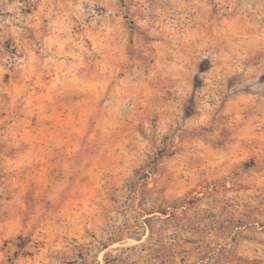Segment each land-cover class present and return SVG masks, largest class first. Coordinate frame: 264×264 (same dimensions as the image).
Returning a JSON list of instances; mask_svg holds the SVG:
<instances>
[{"label": "rangeland", "instance_id": "374dc122", "mask_svg": "<svg viewBox=\"0 0 264 264\" xmlns=\"http://www.w3.org/2000/svg\"><path fill=\"white\" fill-rule=\"evenodd\" d=\"M105 259L264 264V0H0V264Z\"/></svg>", "mask_w": 264, "mask_h": 264}, {"label": "trees", "instance_id": "16d2710c", "mask_svg": "<svg viewBox=\"0 0 264 264\" xmlns=\"http://www.w3.org/2000/svg\"><path fill=\"white\" fill-rule=\"evenodd\" d=\"M144 212H146V211L144 210ZM146 213H153V210H150L149 212H146ZM104 263L107 264L106 259H105V262Z\"/></svg>", "mask_w": 264, "mask_h": 264}]
</instances>
